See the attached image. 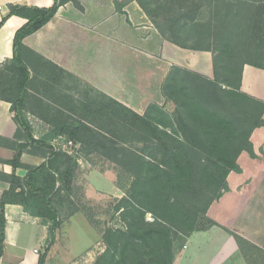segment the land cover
I'll list each match as a JSON object with an SVG mask.
<instances>
[{"label": "trees", "instance_id": "obj_1", "mask_svg": "<svg viewBox=\"0 0 264 264\" xmlns=\"http://www.w3.org/2000/svg\"><path fill=\"white\" fill-rule=\"evenodd\" d=\"M68 2L84 10L78 0H55L49 7L11 3L0 20V28L14 15L27 20L15 34L13 58L0 66V98L11 102L14 120L27 139L16 145L12 159L2 161L13 167V173L7 174L10 187L0 197V259L5 250L7 204L23 206L48 226L49 240L37 264H46L56 242L62 222L59 204L63 202L67 215L77 212L71 196L76 158L54 149L50 141L59 135L70 139L83 135L98 141L103 148L116 150L112 134L123 123L130 129L148 130L151 137L147 139L151 142L137 156L128 196L117 207L122 210L126 227L106 231L107 249L96 264H173L174 243L179 234L186 238L217 224L209 218L208 210L227 190L229 173L239 170L237 159L241 152L252 148L253 131L264 125V101L241 89L245 64L264 68V63L251 59L261 56L264 60V0L229 1L223 6L224 12H212L203 20L190 17L185 13L186 4L177 0L165 25L153 19L165 39L182 48L213 54L214 78L179 65L166 77L163 92L179 106L177 122L159 106L154 107L155 111L148 108L149 114H154L149 117L106 96V100L86 106L74 120L69 113L56 115L52 120L57 122L56 127L42 138H35L25 113L31 72L21 56L23 40L43 28ZM139 2L152 16L144 2ZM115 6L125 13L126 2L115 0ZM191 11L198 13L200 8L195 6ZM199 30L204 35L201 31L192 33ZM171 32L173 35L168 34ZM33 106L42 110L46 107L37 98ZM93 121H98L103 131L87 123ZM29 143L47 146L50 153L41 164L28 167L22 177L16 171L23 166L21 156ZM203 218L209 223L206 227L201 226Z\"/></svg>", "mask_w": 264, "mask_h": 264}, {"label": "crops", "instance_id": "obj_2", "mask_svg": "<svg viewBox=\"0 0 264 264\" xmlns=\"http://www.w3.org/2000/svg\"><path fill=\"white\" fill-rule=\"evenodd\" d=\"M54 1L0 0V5L6 7L0 13V20L8 12V4L49 7ZM78 1L85 10L68 2L59 8L43 28L23 40L21 56L31 72L30 98L25 113L31 116V124V118H36L35 121L42 124L43 131L45 125L46 129L50 126L47 132L53 129L45 117L48 113L46 109H53L50 99L54 98L56 105L59 104L57 100L61 99L74 104L72 92L75 88L72 87L75 78L81 75L93 82L95 79L91 78L103 77L108 66L109 52L118 56V78L124 76V70L120 72L124 64L121 61H125L126 53L130 50L149 59L167 61L168 65L184 66L181 61L183 48L164 39L152 27L148 16L136 2H130L125 7L129 23L128 16L116 11L114 0ZM26 22L25 18L14 15L0 28V66L13 58L15 34ZM201 53V66L197 67V62L194 70L214 78L213 54L209 51ZM79 69L84 72H79ZM165 75L166 71L163 78ZM65 85H69V90L64 89L69 95H60ZM126 85L125 81H118V94L112 97L122 100ZM113 86L114 83L109 85L111 88ZM241 89L264 101V68L245 64ZM36 98L43 102L45 110L33 106ZM11 107V102L0 98V171L8 175L13 173V167L2 161L13 158L16 147L13 141L19 128ZM36 134L34 132L35 138H38ZM250 141L252 148L243 150L237 159L239 170L231 171L227 177V190L208 210L209 218L217 224L191 234L183 249L177 252L173 264H264V125L253 131ZM25 156L23 153V166L16 171L22 177L27 174L28 166H37L46 160L44 155L39 156V159L35 155V158L26 161ZM4 183L7 189L9 184L6 181ZM3 191L0 190V195ZM5 215V250L0 264H37L40 254L36 250L44 249L49 236L48 226L18 204H7ZM77 223L82 226L79 237L92 244L94 240L90 225L79 212L72 214L67 221V224L73 225L71 235L77 236L74 231ZM59 238L60 229L46 264H51L55 254H59ZM34 239L38 243L31 242ZM84 251L76 254L82 255Z\"/></svg>", "mask_w": 264, "mask_h": 264}, {"label": "rangeland", "instance_id": "obj_3", "mask_svg": "<svg viewBox=\"0 0 264 264\" xmlns=\"http://www.w3.org/2000/svg\"><path fill=\"white\" fill-rule=\"evenodd\" d=\"M120 1L126 2V6L130 2H136L141 7L139 0ZM142 1L148 7L153 17L149 16L142 7L141 9L148 16L150 22L152 23V27H154L159 32L156 23L165 25L166 18H168L171 10L177 3V0ZM178 1L186 4L184 5L185 13H189L190 17L197 16L201 18V20H203L208 15L212 14V12H224L226 8L223 6L226 3H229V1L232 2L233 0ZM195 6H199L200 8V11L198 13L191 11V9L195 8ZM117 12L121 13L119 11ZM121 14L126 15V17L128 16V21L129 23H131L129 20V15H127L126 11L125 13ZM153 19L156 20V23ZM200 31L201 30L192 33H199ZM168 34L173 35V32ZM202 35L204 34L201 31V36ZM162 37L164 38L163 35ZM190 43L193 44V42ZM203 43H205V40L203 37H201V44ZM181 51V61H183L184 65L183 68L196 71L194 70V67H196L195 65L197 64V62L199 63L197 64V67L201 66V51L191 48H183V50ZM260 52H263V50L261 49ZM259 57L261 56L251 57V59L253 61L257 59L264 63V60H262L263 58ZM108 59V66L104 70L106 74L104 73L105 75L103 77L98 76L95 78L93 76L94 78H91V80L95 79L93 80V82L87 81L81 75L75 78V85H73L74 87H72V89L75 88L73 89L75 91L72 92V95L75 98L74 104L73 102L68 103V100L61 99L59 101L57 100L59 104L56 105L55 99H50V104L53 109L49 110L45 107L43 108V110L46 109V112H48L45 114V117H48V120H46L53 128L56 127L57 124L56 121L52 122L53 118L56 115L61 116L58 112H60L61 114L64 112L67 115L71 112L72 115L70 118L74 120V117L76 119L80 116L82 112H84L86 106H90L95 101H104L106 100V96L112 97V95H117L118 81H125L127 83L126 92L123 93L124 98L119 101L133 108L136 112L141 115L148 114L147 116L149 117L153 113L150 112L149 114L148 108L155 111L154 107L159 106L163 108L174 121L177 122L179 115H177L176 112L179 106L174 100L166 98L163 92L164 81L169 75L171 69L176 66V64L168 65L167 61L155 60L152 58L149 59L143 54H137V52L134 53L130 50L126 53L125 61H121L124 64L123 68L120 67V72L122 73V71L124 70V76L121 75L118 78V76H116L118 72L117 64L119 62L117 54L115 53L114 55L109 52ZM141 66H143V68H141ZM79 70H81L79 72H84L82 71L83 69ZM165 71L166 75L163 78V73ZM135 78H138L139 81H136ZM134 81H136V83H134ZM110 83H114V89L109 87V85H111ZM68 88L69 85L63 86V90L61 94H59L62 95L64 93L65 95L66 93L64 92V89L69 90ZM57 106L59 107L57 108ZM51 110L54 112H52ZM67 115H64L62 117L67 118ZM31 119L33 120L32 127L34 126L33 134L34 132H36L38 138H42L49 132H47V130L50 128V126H47L48 129H46L45 125L43 131L41 126L42 124L40 122H36V118ZM87 123H89L97 131L102 130V125L98 121ZM176 127L178 128L177 124ZM114 129L115 132L112 134V136L114 137V140L116 141L115 143L117 144L116 150L103 148L102 145L98 143V141L92 140L91 138L85 137L83 135L81 136V138L76 139H70L69 137H67V135H59L54 137L50 141L54 149H62L76 158L77 163L74 168V177L71 183V186L73 188L71 196L74 201V207L77 208V212L82 214L85 220H87V223H89L91 228L90 231H92L93 233L92 237L94 240L91 244L89 242H85V240H82V238L79 237V232H82V226L78 225V223L74 228V231H76L77 236L75 237L71 235L73 225L67 224V221L69 220L71 215H67L66 209L64 208V206L62 207L63 202H61L59 206L61 205L62 208V222L61 227L59 228L60 238L57 244L59 254H55L51 261V264H96L99 256L107 249V244L105 241L106 231L112 228L124 229L126 227V222L123 220L121 215L122 210L118 211L117 207L120 204L121 200L128 196L130 186L134 179V162L137 156H140V153L142 154L143 149H145L147 143L151 142L149 140L151 134L148 130H143L142 128L130 129L126 127L123 123H119L118 126ZM45 131L46 133H43ZM146 139L149 141L147 142ZM71 140L73 141V145H69V141ZM19 141L27 142V139L20 128H18V131L15 133V141L13 142L15 143V145H17ZM195 141L198 142V139H195ZM14 150L15 152L17 151L16 147L14 148ZM23 153L26 154V161H29L35 158V155H38L37 159H39V156L41 155L47 157L50 153V149L49 147L44 145H36L33 143H29ZM27 165L29 164H26V166ZM8 177L9 176H7V174H5L3 171H0V190H6L5 187L7 186V184L4 183L5 181L9 184L8 188L10 187V179H8ZM24 210L30 214V212L27 211L25 208ZM147 219L152 221L153 217L151 215H148ZM208 224V221H206L204 218L201 219L202 227H206L208 226ZM188 237L185 238L184 235L179 234L175 238V257L177 252L183 249V246L187 241ZM47 240H49V236ZM31 242L35 244L38 243L36 239ZM47 243L48 242L46 241V244ZM85 248L87 249V251L85 250ZM37 251L40 254L43 249H37ZM81 251H84L82 255L76 254Z\"/></svg>", "mask_w": 264, "mask_h": 264}, {"label": "built area", "instance_id": "obj_4", "mask_svg": "<svg viewBox=\"0 0 264 264\" xmlns=\"http://www.w3.org/2000/svg\"><path fill=\"white\" fill-rule=\"evenodd\" d=\"M4 8H6L5 6L3 5H0V13L4 10ZM69 145H73V141H69ZM37 251V250H36Z\"/></svg>", "mask_w": 264, "mask_h": 264}]
</instances>
